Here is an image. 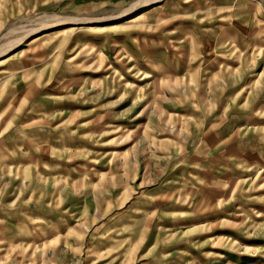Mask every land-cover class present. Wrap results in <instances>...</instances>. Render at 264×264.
<instances>
[{
  "label": "rangeland",
  "instance_id": "1",
  "mask_svg": "<svg viewBox=\"0 0 264 264\" xmlns=\"http://www.w3.org/2000/svg\"><path fill=\"white\" fill-rule=\"evenodd\" d=\"M144 1L0 0V264H264V0Z\"/></svg>",
  "mask_w": 264,
  "mask_h": 264
},
{
  "label": "bare ground",
  "instance_id": "2",
  "mask_svg": "<svg viewBox=\"0 0 264 264\" xmlns=\"http://www.w3.org/2000/svg\"><path fill=\"white\" fill-rule=\"evenodd\" d=\"M153 0H145L144 1V3L142 2V3H140V4H138V5H136L134 8H132V10H130V11H128L125 15H127V16H129L130 14H132V13H134L137 9H139L140 8V6H145V5H147V4H151V2H152ZM121 16H118V17H109V18H102V19H84V20H81V21H86V22H83V23H87L88 21L89 22H91V23H106V22H111V21H113V20H115V19H119ZM49 20V19H48ZM50 21V20H49ZM49 21H47V22H43V23H41V26L38 28V29H31L30 31H28L27 33H25V34H23V35H21V38H20V40H22L25 36H27V35H31L32 33H34V31L36 32H39L40 30H42V29H45V28H47L48 26H50V25H52V24H56V23H59V22H63V21H55V22H49ZM73 21V20H72ZM71 21V22H72ZM75 21V20H74ZM64 22H67V21H64ZM88 22V23H89ZM69 23V22H68ZM68 23H66V24H68ZM77 23V22H76ZM90 23V24H91ZM66 24H63V25H66ZM72 25V24H71ZM14 28V27H13ZM12 32V31H11ZM19 40V41H20ZM16 43V42H15ZM9 46V45H8ZM12 46H14V45H12ZM9 48H10V46H9ZM1 52V51H0Z\"/></svg>",
  "mask_w": 264,
  "mask_h": 264
},
{
  "label": "crops",
  "instance_id": "3",
  "mask_svg": "<svg viewBox=\"0 0 264 264\" xmlns=\"http://www.w3.org/2000/svg\"><path fill=\"white\" fill-rule=\"evenodd\" d=\"M4 162H5V159H4ZM4 214L5 215H7L8 213L7 212H4ZM14 215H16L15 213H14ZM1 216V215H0ZM8 217L9 216H7L6 218H5V220L6 221H10V218L8 219ZM4 220V221H5ZM12 220L13 221H15V218H12ZM5 227H7V224L6 223H4L2 226H0V231L2 230V229H4ZM7 229V228H6ZM5 234H2V235H0V239L1 240H3V239H5L6 241L3 243V245H5L6 244V242H10V243H12V241H13V233H9V232H4Z\"/></svg>",
  "mask_w": 264,
  "mask_h": 264
}]
</instances>
